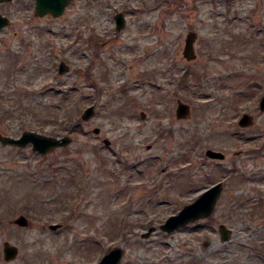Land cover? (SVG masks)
Masks as SVG:
<instances>
[{"label": "rangeland", "instance_id": "374dc122", "mask_svg": "<svg viewBox=\"0 0 264 264\" xmlns=\"http://www.w3.org/2000/svg\"><path fill=\"white\" fill-rule=\"evenodd\" d=\"M25 8L0 5V134L72 140L43 155L0 144V264L4 242L12 264H96L113 246L119 264H264V0H74L31 19ZM217 181L209 218L158 229Z\"/></svg>", "mask_w": 264, "mask_h": 264}, {"label": "water", "instance_id": "95a60500", "mask_svg": "<svg viewBox=\"0 0 264 264\" xmlns=\"http://www.w3.org/2000/svg\"><path fill=\"white\" fill-rule=\"evenodd\" d=\"M10 0H0V2H5ZM68 0H36L35 4V15L45 16L46 14L52 15V17H59L63 11ZM116 30H120L125 24V18L122 12H118L114 16ZM9 24V19L0 14V30ZM197 38V33L194 31H189L186 34L184 47H183V57L190 61L196 57L194 51V41ZM68 71V67L64 62H60L58 66V72L60 74ZM259 109L264 111V94L259 100ZM95 114V104L87 106L82 114L81 119L87 121ZM141 113V117L143 116ZM189 115V105L178 101L176 107V117L185 118ZM251 123V115L243 113L238 119V124L240 126H246ZM94 132H98V129H94ZM72 138L69 135H63L60 137L45 135L38 133L36 131L25 130L20 136H6L0 134V144L12 147H25L31 144V150L39 154H46L58 148L66 147ZM105 144H108L107 140H104ZM205 156L210 159H223L224 155L212 149H207L205 151ZM223 189V181H218L212 184L210 187L206 188L200 195L197 196L192 202L185 204L176 214L170 215L162 224L159 225V229L165 232H171L182 226L187 225L190 222L197 221L199 219H204L210 216L214 210L215 204L218 197L220 196ZM15 223L19 226H27V220L25 217L20 216L15 220ZM57 225H52L51 228L55 229ZM222 241H227L230 238V230L224 225L220 224L218 226ZM155 227H150L146 233L142 234L143 237H148ZM3 258L5 261L13 260L17 255V247L15 245L9 244L8 242L3 243ZM123 255V249L119 246H114L106 254L102 256L97 264H119Z\"/></svg>", "mask_w": 264, "mask_h": 264}, {"label": "flooded vegetation", "instance_id": "af4514ba", "mask_svg": "<svg viewBox=\"0 0 264 264\" xmlns=\"http://www.w3.org/2000/svg\"><path fill=\"white\" fill-rule=\"evenodd\" d=\"M73 2H74V0H68L67 1V3H66V5H65V7H64V11H63V13L69 8V6H71L72 4H73ZM19 3H21L24 7H26L25 9H26V11L28 12V16H27V18H33V17H35V18H38L36 15H35V4H36V0H10V1H6V2H0V5H3V4H19ZM1 13V12H0ZM2 14V13H1ZM2 15H4V16H6L8 19H9V17L6 15V14H2ZM46 16H50V17H52L50 14H47V15H45V16H43V17H46ZM9 22H10V19H9ZM24 23H26V22H24ZM2 30V29H1ZM0 30V31H1ZM11 224H13L14 223V221H12V222H10ZM28 223V222H27ZM51 225L52 224H48V228L50 229V230H56V229H58V228H60L61 226L59 225V224H57V227L55 228V229H53V228H51ZM18 249V248H17ZM17 257H18V251H17V255H16V257L13 259V260H10V261H4L5 263H7V264H12V263H14L15 261H16V259H17ZM23 263H25V264H28L29 262H27V261H25V262H23ZM43 264H51L50 262H47V263H43Z\"/></svg>", "mask_w": 264, "mask_h": 264}, {"label": "trees", "instance_id": "16d2710c", "mask_svg": "<svg viewBox=\"0 0 264 264\" xmlns=\"http://www.w3.org/2000/svg\"><path fill=\"white\" fill-rule=\"evenodd\" d=\"M263 147V146H262Z\"/></svg>", "mask_w": 264, "mask_h": 264}]
</instances>
